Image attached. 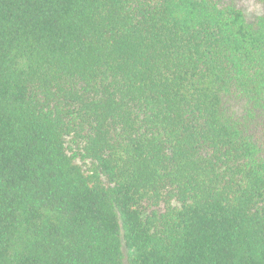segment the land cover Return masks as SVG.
Wrapping results in <instances>:
<instances>
[{
	"label": "trees",
	"instance_id": "obj_1",
	"mask_svg": "<svg viewBox=\"0 0 264 264\" xmlns=\"http://www.w3.org/2000/svg\"><path fill=\"white\" fill-rule=\"evenodd\" d=\"M0 264H264V0H0Z\"/></svg>",
	"mask_w": 264,
	"mask_h": 264
},
{
	"label": "rangeland",
	"instance_id": "obj_2",
	"mask_svg": "<svg viewBox=\"0 0 264 264\" xmlns=\"http://www.w3.org/2000/svg\"><path fill=\"white\" fill-rule=\"evenodd\" d=\"M249 12H250V9H249ZM78 163L81 164L83 166V168H85V169L88 167V164H83V163H80V162H78Z\"/></svg>",
	"mask_w": 264,
	"mask_h": 264
}]
</instances>
